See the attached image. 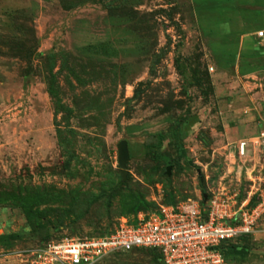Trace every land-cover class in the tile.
<instances>
[{
	"label": "rangeland",
	"instance_id": "1",
	"mask_svg": "<svg viewBox=\"0 0 264 264\" xmlns=\"http://www.w3.org/2000/svg\"><path fill=\"white\" fill-rule=\"evenodd\" d=\"M246 1L0 0V264L136 207L264 197V149L238 157L264 131ZM225 262L264 264V216ZM97 264L163 263L139 250Z\"/></svg>",
	"mask_w": 264,
	"mask_h": 264
},
{
	"label": "built area",
	"instance_id": "2",
	"mask_svg": "<svg viewBox=\"0 0 264 264\" xmlns=\"http://www.w3.org/2000/svg\"><path fill=\"white\" fill-rule=\"evenodd\" d=\"M258 39L264 31H258ZM212 70V69H211ZM256 144L264 149V131ZM249 142L238 145V157L248 156ZM226 187L199 200L187 199L139 211L121 218L100 235L64 237L44 248L18 254L19 264H97L102 259L139 250L160 254L163 264H226L221 247L254 232L264 216V197L249 206L248 193L239 199Z\"/></svg>",
	"mask_w": 264,
	"mask_h": 264
},
{
	"label": "crops",
	"instance_id": "3",
	"mask_svg": "<svg viewBox=\"0 0 264 264\" xmlns=\"http://www.w3.org/2000/svg\"><path fill=\"white\" fill-rule=\"evenodd\" d=\"M246 6L248 8L247 12L249 13V42L248 44H249V71H250L249 75H251L255 73L253 71H255L256 68L253 66L254 64H257L258 58L263 60L264 62V38L258 39L256 36L258 30L257 31L255 30V29L260 28L259 31L261 30L264 31V0H247ZM244 26H245V23H244ZM259 134L256 137L254 135L252 137H249V139L241 140V141L249 142L248 151L249 153L250 151L252 152L253 157L255 156L254 154H255L256 149H259V150L261 149V147H259L256 144V140L259 137Z\"/></svg>",
	"mask_w": 264,
	"mask_h": 264
},
{
	"label": "trees",
	"instance_id": "4",
	"mask_svg": "<svg viewBox=\"0 0 264 264\" xmlns=\"http://www.w3.org/2000/svg\"><path fill=\"white\" fill-rule=\"evenodd\" d=\"M52 93V92H51ZM160 138L161 139H163V136H160ZM257 201L258 200H254V198L253 199H251L250 200V203H249V206H254L256 203H257ZM175 203H177V202H174V203H169V204H175ZM149 210H152V209H149L148 207H144L143 209H138L137 207L134 209V213L132 214V215H135L136 213H138L139 211H149ZM131 215V216H132ZM113 229V228H112ZM112 229H110V230H106V231H104V232H102V233H98V234H87V235H100V234H103V233H106V232H109V231H111ZM82 235H86V234H82ZM78 236H81V235H78ZM73 237H75V236H73ZM246 237V236H245ZM242 238H244V237H242ZM241 239V238H240ZM239 240V239H238ZM236 242H237V240L235 241V242H229V243H225V244H223L222 245V247H221V251H222V254H223V256H224V258L226 259V255H228L229 253H231V252H233L234 250H235V248H236ZM151 251V250H150ZM156 252V251H155ZM158 253V252H157ZM159 254V253H158ZM160 255V254H159ZM161 257V256H160ZM163 263V262H162Z\"/></svg>",
	"mask_w": 264,
	"mask_h": 264
},
{
	"label": "water",
	"instance_id": "5",
	"mask_svg": "<svg viewBox=\"0 0 264 264\" xmlns=\"http://www.w3.org/2000/svg\"><path fill=\"white\" fill-rule=\"evenodd\" d=\"M119 150V163L122 167L125 166L127 160L129 159L128 144L126 141H122L118 145Z\"/></svg>",
	"mask_w": 264,
	"mask_h": 264
}]
</instances>
